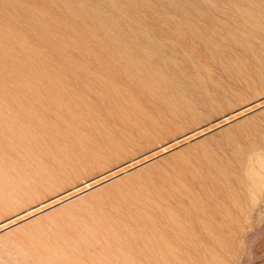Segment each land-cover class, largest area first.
<instances>
[{
  "label": "rangeland",
  "instance_id": "374dc122",
  "mask_svg": "<svg viewBox=\"0 0 264 264\" xmlns=\"http://www.w3.org/2000/svg\"><path fill=\"white\" fill-rule=\"evenodd\" d=\"M262 29L264 0H0V264H264Z\"/></svg>",
  "mask_w": 264,
  "mask_h": 264
},
{
  "label": "bare ground",
  "instance_id": "6f19581e",
  "mask_svg": "<svg viewBox=\"0 0 264 264\" xmlns=\"http://www.w3.org/2000/svg\"><path fill=\"white\" fill-rule=\"evenodd\" d=\"M245 15H247V13H245L244 15V18H245ZM250 19V18H248ZM246 20V19H245ZM248 21V20H246ZM254 23V22H253ZM253 23H250L249 24H253ZM260 23V22H259ZM248 24V23H246ZM256 25L259 26V24L257 23H254ZM262 25V23H261ZM260 25V26H261ZM250 26V25H249ZM258 26H251L253 27L254 29H257ZM249 28V27H248ZM250 29V28H249ZM259 29V28H258ZM251 30V29H250ZM249 30V31H250ZM259 32V30H257ZM252 32V31H250ZM261 32V31H260ZM256 33V32H255ZM262 35H264V30L262 29ZM250 157V160H253V161H250L249 165H248V169H247V175L250 176V177H254V181H253V190H252V193L254 195V200H257L258 198V194H260L261 190H262V186H263V183H264V175H262V172H260V170H264V155L262 157H256L255 159L251 158ZM249 160V159H248ZM253 163H256V166L253 164ZM260 169V170H259ZM264 172V171H263ZM264 174V173H263Z\"/></svg>",
  "mask_w": 264,
  "mask_h": 264
}]
</instances>
